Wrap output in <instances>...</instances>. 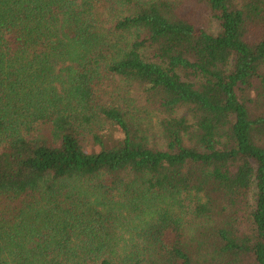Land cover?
<instances>
[{"label":"trees","instance_id":"trees-1","mask_svg":"<svg viewBox=\"0 0 264 264\" xmlns=\"http://www.w3.org/2000/svg\"><path fill=\"white\" fill-rule=\"evenodd\" d=\"M0 264H264V0H0Z\"/></svg>","mask_w":264,"mask_h":264},{"label":"rangeland","instance_id":"rangeland-1","mask_svg":"<svg viewBox=\"0 0 264 264\" xmlns=\"http://www.w3.org/2000/svg\"><path fill=\"white\" fill-rule=\"evenodd\" d=\"M194 22L210 34H216L218 32L219 28H218L217 22L213 19H210V17L205 12L201 13L200 15L195 16ZM102 134L103 135L107 134L106 139H109V141L119 137V134L117 132H114V129H112L111 127L105 131L103 130ZM82 146L84 150L87 152H92L96 150V148L92 147L89 140L83 141Z\"/></svg>","mask_w":264,"mask_h":264}]
</instances>
